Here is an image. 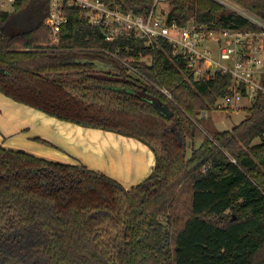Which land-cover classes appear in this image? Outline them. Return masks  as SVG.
<instances>
[{
	"label": "trees",
	"instance_id": "obj_1",
	"mask_svg": "<svg viewBox=\"0 0 264 264\" xmlns=\"http://www.w3.org/2000/svg\"><path fill=\"white\" fill-rule=\"evenodd\" d=\"M231 1L264 21V0ZM117 3L140 15L155 6ZM50 4L16 0L14 12L0 10V94L64 123L133 138L156 164L127 189L83 165L0 145V264H264V94L246 120L218 129L213 113L232 94L231 75L195 81L166 43H107L78 7L67 9L50 45ZM165 8L169 24L258 31L211 0L156 5ZM21 14L32 27L7 31Z\"/></svg>",
	"mask_w": 264,
	"mask_h": 264
},
{
	"label": "built area",
	"instance_id": "obj_2",
	"mask_svg": "<svg viewBox=\"0 0 264 264\" xmlns=\"http://www.w3.org/2000/svg\"><path fill=\"white\" fill-rule=\"evenodd\" d=\"M155 0L146 15L126 11L117 0H51L46 25L52 29V45L60 41L61 29L68 23L67 9L85 11L89 24L103 32L107 43L124 38L144 40L148 45L168 44L173 58L186 62L195 81H209L216 74L231 75L232 94L218 102V108L232 112L252 105L264 94V21L231 0H211L254 24L258 31L225 28L190 21L184 26L167 21L168 9L159 11ZM16 0H0V10L15 11ZM216 55V57H215ZM245 92V94L243 93Z\"/></svg>",
	"mask_w": 264,
	"mask_h": 264
},
{
	"label": "crops",
	"instance_id": "obj_3",
	"mask_svg": "<svg viewBox=\"0 0 264 264\" xmlns=\"http://www.w3.org/2000/svg\"><path fill=\"white\" fill-rule=\"evenodd\" d=\"M0 145L66 165L85 166L127 189L153 172L155 156L143 143L117 133L61 122L0 94Z\"/></svg>",
	"mask_w": 264,
	"mask_h": 264
},
{
	"label": "rangeland",
	"instance_id": "obj_4",
	"mask_svg": "<svg viewBox=\"0 0 264 264\" xmlns=\"http://www.w3.org/2000/svg\"><path fill=\"white\" fill-rule=\"evenodd\" d=\"M166 9V8H165ZM32 27V22L28 14H21L18 16H13L11 21L7 24L6 30L8 31H18L22 29H28ZM51 42L53 37L50 36ZM50 42V45H52ZM216 57V55H215ZM251 106L246 104V109L241 110L240 112H232L228 110H221L223 108H218L214 110L213 119L215 121V126L221 130H232L235 126L239 125L241 122L246 120L248 116V110ZM3 113V110L0 109V114ZM260 140H257L255 144L259 143ZM149 149V147H147ZM150 150V149H149ZM153 153V152H152Z\"/></svg>",
	"mask_w": 264,
	"mask_h": 264
},
{
	"label": "water",
	"instance_id": "obj_5",
	"mask_svg": "<svg viewBox=\"0 0 264 264\" xmlns=\"http://www.w3.org/2000/svg\"><path fill=\"white\" fill-rule=\"evenodd\" d=\"M160 108V111L163 113V114H165V115H167L168 113V110L166 109V108H161V107H159ZM168 116V115H167Z\"/></svg>",
	"mask_w": 264,
	"mask_h": 264
}]
</instances>
